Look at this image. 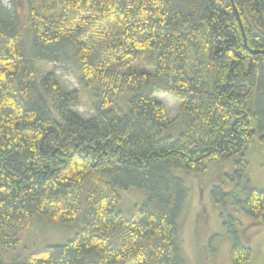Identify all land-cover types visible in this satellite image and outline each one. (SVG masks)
<instances>
[{"label": "trees", "instance_id": "16d2710c", "mask_svg": "<svg viewBox=\"0 0 264 264\" xmlns=\"http://www.w3.org/2000/svg\"><path fill=\"white\" fill-rule=\"evenodd\" d=\"M26 4L22 22L0 0V264H187L189 189L172 168L205 172L213 160L234 164L246 189L237 203L264 221L246 158L254 136L264 140V0ZM145 56L154 68L136 70ZM63 62L94 89L92 117L56 68H40ZM162 94L185 114L177 137L164 134L173 119ZM131 187L148 190L138 217L117 208ZM37 218L81 224L63 244L9 259ZM251 255L236 237L234 264Z\"/></svg>", "mask_w": 264, "mask_h": 264}, {"label": "rangeland", "instance_id": "374dc122", "mask_svg": "<svg viewBox=\"0 0 264 264\" xmlns=\"http://www.w3.org/2000/svg\"><path fill=\"white\" fill-rule=\"evenodd\" d=\"M3 2L19 14L22 22L27 21L26 0ZM32 40L33 32L30 30L27 34L28 45ZM35 60L39 66L40 62ZM154 65L155 61L152 62L147 56L135 61L136 70H150ZM40 68L44 72L56 68L60 81L67 88L81 92L82 103L77 111L85 117L93 116L92 99L95 91L93 88L83 87L72 63H47ZM159 98L165 102L173 119L164 134L177 137L184 128L182 119L186 118L181 112V104L168 94L159 95ZM120 105L128 108L123 98L120 99ZM246 158L252 185L264 191V140L260 138V133L254 136ZM234 171L232 162L215 160L207 163L205 172L172 168L174 175L186 180L189 189L179 218L182 228L180 246L187 264H234L232 246L236 237L251 249V258L242 264H264V221H256L237 203V199L245 198L246 189L239 179L230 178ZM119 193L122 199L117 208L138 217L137 206L145 201L148 190L131 187L128 190L120 189ZM80 224L78 220L52 224L37 218L34 225L25 232L19 245L7 250V256L9 259L23 257L47 245L63 244L74 236Z\"/></svg>", "mask_w": 264, "mask_h": 264}, {"label": "water", "instance_id": "95a60500", "mask_svg": "<svg viewBox=\"0 0 264 264\" xmlns=\"http://www.w3.org/2000/svg\"><path fill=\"white\" fill-rule=\"evenodd\" d=\"M234 8H235V10H236V13H237L238 17L240 18L239 13H238V11H237L235 5H234Z\"/></svg>", "mask_w": 264, "mask_h": 264}]
</instances>
